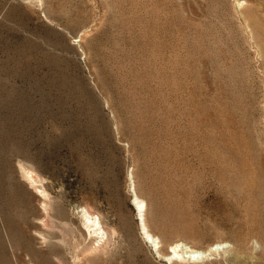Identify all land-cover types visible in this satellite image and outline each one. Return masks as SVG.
<instances>
[{"label": "rangeland", "instance_id": "374dc122", "mask_svg": "<svg viewBox=\"0 0 264 264\" xmlns=\"http://www.w3.org/2000/svg\"><path fill=\"white\" fill-rule=\"evenodd\" d=\"M0 264H264V0H0Z\"/></svg>", "mask_w": 264, "mask_h": 264}, {"label": "bare ground", "instance_id": "6f19581e", "mask_svg": "<svg viewBox=\"0 0 264 264\" xmlns=\"http://www.w3.org/2000/svg\"><path fill=\"white\" fill-rule=\"evenodd\" d=\"M31 179L33 180L32 175H31ZM33 182H34V181H33ZM86 218H87L88 221L92 224L93 227H96L97 229L102 230L101 222H100V219H99L98 217H96V218H95V217H92L90 213L86 212ZM142 229H143V231H144V234H146L147 237H148L150 240H154V238L152 237V235H150L149 232L147 231V229H146L144 223L142 224ZM103 233H104V231H103ZM100 234H102V233H100ZM215 247H217V248H215ZM215 247H213L212 250H211L210 252L213 253V252L216 251L217 249H222V248H224V246H222V245H217V246H215ZM179 249H180V245L178 244V245H176L175 247H173V253L177 254V252L179 251ZM187 249H188V248H187ZM188 251H189V250H188ZM190 251H191V250H190ZM207 254L209 255L210 253H209V252H208V253H205V252H197V251H192V252H191V255H194V256H196V257L205 256V255H207Z\"/></svg>", "mask_w": 264, "mask_h": 264}]
</instances>
